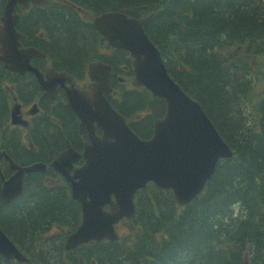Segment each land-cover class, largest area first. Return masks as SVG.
Returning <instances> with one entry per match:
<instances>
[{
    "label": "trees",
    "instance_id": "1",
    "mask_svg": "<svg viewBox=\"0 0 264 264\" xmlns=\"http://www.w3.org/2000/svg\"><path fill=\"white\" fill-rule=\"evenodd\" d=\"M72 1L96 13L149 15L144 28L168 73L201 104L233 154L219 160L203 191L185 207L174 203L170 190L149 183L137 192L136 211L122 223L118 243L94 242L70 251H64L63 239L79 221L78 202L62 179L47 184L50 168L30 172L13 201L0 199V226L29 261L0 256V264H264V0ZM19 24L24 41L28 36L57 69L78 78L89 61L110 62L123 81L111 79L108 99L136 134H152L165 101L132 83L127 51L102 54L100 48L108 46L103 36L66 6H32ZM39 28L45 37L37 35ZM36 88L31 77L0 64V151L21 165L50 162L66 138L80 143L76 118L62 97L52 102L41 96L44 111L30 132L36 150L20 144L7 124L9 105L13 92L32 99L40 94ZM53 225L59 234L45 237Z\"/></svg>",
    "mask_w": 264,
    "mask_h": 264
},
{
    "label": "water",
    "instance_id": "2",
    "mask_svg": "<svg viewBox=\"0 0 264 264\" xmlns=\"http://www.w3.org/2000/svg\"><path fill=\"white\" fill-rule=\"evenodd\" d=\"M16 1L26 5L29 0H7L4 5L0 59L6 68L18 72L31 70L41 81L39 71L29 64L30 57L39 52L34 48L18 47V33L13 29L17 19L13 13ZM145 18H128L123 13L106 12L96 16L93 23L111 45L130 52L133 82L143 84L166 102L164 117L155 120L149 139L134 134L125 118L105 99L103 93L110 91L108 81L113 74L109 65L89 64L88 73L94 79L89 91L78 90L73 85L66 87L67 102L81 119L80 128L86 129L90 138L82 153L85 161L73 169L72 175L68 174L71 162L79 154L68 145L50 163L69 180L71 194L82 208L83 221L68 237L66 247L91 237L113 238L114 221L130 214L132 193L146 179L151 178L160 186L173 187L177 200L184 203L200 190L213 172L217 159L231 154L200 104L168 75L158 49L143 29ZM64 79L58 80L62 82ZM48 84L45 83L47 87ZM12 121L21 122L19 118ZM93 121L101 128V136L94 134ZM0 155L15 170L1 187L2 195L10 201L21 190L23 173L41 170L44 165L37 162L19 166L5 152ZM110 195L115 196V201ZM105 203L110 206L108 211L102 210ZM0 253L8 258L25 259L1 230Z\"/></svg>",
    "mask_w": 264,
    "mask_h": 264
},
{
    "label": "flooded vegetation",
    "instance_id": "3",
    "mask_svg": "<svg viewBox=\"0 0 264 264\" xmlns=\"http://www.w3.org/2000/svg\"><path fill=\"white\" fill-rule=\"evenodd\" d=\"M30 116L31 115H27V119H29ZM78 133H79V131H78ZM79 138H80V143L78 145H74V143H72L68 138L67 139L69 140V142L73 145V147L75 149L80 150L82 148L83 143L86 142L87 139H88L87 136H86V134H85V131H84V133L82 135H79ZM64 142H65V140H64ZM64 142H63V144H64ZM81 161H82V159L80 158L75 164H80ZM45 176H46V179L48 181H53L57 177V176H55V174H54L53 171H52L51 175H45Z\"/></svg>",
    "mask_w": 264,
    "mask_h": 264
},
{
    "label": "bare ground",
    "instance_id": "4",
    "mask_svg": "<svg viewBox=\"0 0 264 264\" xmlns=\"http://www.w3.org/2000/svg\"><path fill=\"white\" fill-rule=\"evenodd\" d=\"M54 122V121H53Z\"/></svg>",
    "mask_w": 264,
    "mask_h": 264
}]
</instances>
